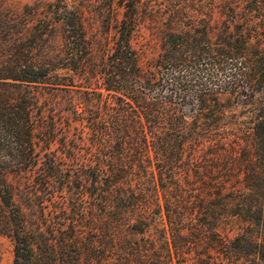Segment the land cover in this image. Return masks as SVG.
<instances>
[{
  "label": "trees",
  "instance_id": "1",
  "mask_svg": "<svg viewBox=\"0 0 264 264\" xmlns=\"http://www.w3.org/2000/svg\"><path fill=\"white\" fill-rule=\"evenodd\" d=\"M29 14L0 25L11 264H264V0Z\"/></svg>",
  "mask_w": 264,
  "mask_h": 264
},
{
  "label": "rangeland",
  "instance_id": "2",
  "mask_svg": "<svg viewBox=\"0 0 264 264\" xmlns=\"http://www.w3.org/2000/svg\"><path fill=\"white\" fill-rule=\"evenodd\" d=\"M53 0H0V25L7 24L13 19L14 14H21L31 19L32 16L30 10L39 7L43 9L46 7V3ZM145 3L152 4L155 7L163 6L167 3V0H143ZM243 4V3H242ZM19 16V15H18ZM134 46L138 47L136 40H134ZM151 53L147 51L145 54L141 55L140 61L141 64L150 57ZM237 229V225L231 223V225L222 228L223 233L232 235L233 232ZM13 259V243L10 237L6 235H0V264H11Z\"/></svg>",
  "mask_w": 264,
  "mask_h": 264
}]
</instances>
